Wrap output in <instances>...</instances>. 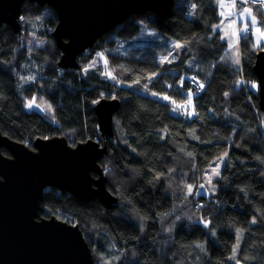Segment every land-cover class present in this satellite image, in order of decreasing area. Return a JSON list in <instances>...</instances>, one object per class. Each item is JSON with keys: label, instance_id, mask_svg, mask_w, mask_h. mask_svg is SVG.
Wrapping results in <instances>:
<instances>
[{"label": "trees", "instance_id": "16d2710c", "mask_svg": "<svg viewBox=\"0 0 264 264\" xmlns=\"http://www.w3.org/2000/svg\"><path fill=\"white\" fill-rule=\"evenodd\" d=\"M243 6L264 31V7ZM221 20L219 0H175L166 19L133 15L104 35L91 50L106 65L86 69L91 54L83 53L78 71L59 66L51 7L27 1L22 31L0 29V132L32 149L38 138L56 136L73 146L89 139L107 146L99 163L116 204L51 187L39 212L79 225L95 264L105 257L111 264H264V111L254 71L264 45L242 37L235 67L214 29ZM149 27L158 34L141 38ZM175 42L183 48L179 58L161 62ZM103 98L121 102L111 138H102L94 111ZM225 154L218 191L196 195ZM188 185L195 188L190 196Z\"/></svg>", "mask_w": 264, "mask_h": 264}, {"label": "water", "instance_id": "95a60500", "mask_svg": "<svg viewBox=\"0 0 264 264\" xmlns=\"http://www.w3.org/2000/svg\"><path fill=\"white\" fill-rule=\"evenodd\" d=\"M27 1L56 12L52 37L62 53V68L77 67L79 56L131 16L153 12L166 19L175 4V0H0V29L8 25L15 33L22 31ZM254 71L264 111V50L256 54ZM120 108L117 98H103L94 106L102 138L114 136L113 117ZM33 146L0 132V264H95L78 225L55 216L40 218L39 212L49 187L84 202L98 199L108 208L116 204L118 198L108 190L99 163L107 146L92 139L73 146L59 136L38 138Z\"/></svg>", "mask_w": 264, "mask_h": 264}, {"label": "rangeland", "instance_id": "374dc122", "mask_svg": "<svg viewBox=\"0 0 264 264\" xmlns=\"http://www.w3.org/2000/svg\"><path fill=\"white\" fill-rule=\"evenodd\" d=\"M219 2H220L222 20L218 25L214 27V29L222 34L223 39L228 44L227 51H228V55L231 57L232 64L235 67L239 68L238 65L239 61L241 64L239 45L241 38L244 37L243 33L246 31L247 28H252V33L250 35V38H252L253 41H254V37L257 41H259L260 38H263V40H261L260 42L256 43L254 41L255 46L257 48H262V45H264V31L260 27L258 17L254 15L250 7L243 5L258 4L264 7V4L254 2L253 0H219ZM234 7H236V9ZM253 18L255 19V23H252ZM150 34H152V36H156L158 34V31L152 27L151 28L149 27L147 31L141 35V38L148 39L150 37ZM32 39L36 45H44V41L42 40L39 41L34 39V35H32ZM175 43L177 45L173 48L172 51L168 53V55L165 58L162 59L159 58L161 62H167L169 61L170 58H174V59L179 58V54H181L183 48L179 42H175ZM148 50L153 52L155 50V45L148 46ZM127 51L128 48H124V53H126ZM103 58L104 57L101 55L100 51L99 52L92 51L91 59L86 69L96 68L100 64L105 66L106 61ZM253 88L256 89L257 85L256 87L253 86ZM188 95L189 98H192L193 92L189 91ZM191 102L193 103V100H191L190 103ZM28 106L29 108L33 107V104H29ZM172 112L173 114H178L177 108L173 107ZM226 160H227V154L223 155L220 159L215 161L212 164V166L206 171L204 175L205 178L204 183L201 186H199V189L196 191V193H195V188L191 185H188L186 194L188 196L194 193L196 195H206V196H212L213 194H215L218 191V188L215 184V180L221 175ZM241 239H242L241 231H239L237 232V244L235 245L233 255L237 254L240 247ZM111 263L113 262L111 260H107L106 257L103 258V260L100 262V264H111Z\"/></svg>", "mask_w": 264, "mask_h": 264}, {"label": "built area", "instance_id": "2783aa9c", "mask_svg": "<svg viewBox=\"0 0 264 264\" xmlns=\"http://www.w3.org/2000/svg\"><path fill=\"white\" fill-rule=\"evenodd\" d=\"M253 1L264 4V0H253ZM251 33H252V28H247L246 31L243 33V36L245 38H248L250 37ZM193 83L197 87L198 91H201L204 88V84L198 78H194ZM189 108H190L189 105L187 103H184L182 110L188 111ZM198 206H202V203H199Z\"/></svg>", "mask_w": 264, "mask_h": 264}, {"label": "bare ground", "instance_id": "6f19581e", "mask_svg": "<svg viewBox=\"0 0 264 264\" xmlns=\"http://www.w3.org/2000/svg\"><path fill=\"white\" fill-rule=\"evenodd\" d=\"M147 13H149V12H147ZM146 13V14H147ZM151 13H153V12H151ZM141 15H144V14H141ZM54 31V30H53ZM53 33V32H52ZM86 55H90L91 53H92V50L91 49H87L85 52H84ZM81 58V56H79L78 58H77V67H73V68H63L64 69V71H70V69H73V70H79L80 69V62H79V59ZM57 218V217H56ZM57 219H59V218H57ZM60 221H63V222H66L65 220H62V219H59Z\"/></svg>", "mask_w": 264, "mask_h": 264}, {"label": "crops", "instance_id": "0c3cea01", "mask_svg": "<svg viewBox=\"0 0 264 264\" xmlns=\"http://www.w3.org/2000/svg\"><path fill=\"white\" fill-rule=\"evenodd\" d=\"M232 2H233V1H232ZM232 4H233V3H232ZM233 5H234V4H233ZM234 6H235V5H234ZM234 8L236 9V7H234ZM261 40H263V38H260L259 41H257V40L255 39V37H254V41H255L256 43H257V42H260ZM238 65H239V68H240V65H241V64H240V61H239V64H238Z\"/></svg>", "mask_w": 264, "mask_h": 264}, {"label": "flooded vegetation", "instance_id": "af4514ba", "mask_svg": "<svg viewBox=\"0 0 264 264\" xmlns=\"http://www.w3.org/2000/svg\"><path fill=\"white\" fill-rule=\"evenodd\" d=\"M7 152H8V151H7ZM6 155H10L9 152H8V154H6ZM49 188H51V187H49ZM47 190H49V189H46V191H47ZM78 226H79V225H78ZM79 228H80V227H79ZM80 230H81V228H80Z\"/></svg>", "mask_w": 264, "mask_h": 264}, {"label": "snow or ice", "instance_id": "6c2138e0", "mask_svg": "<svg viewBox=\"0 0 264 264\" xmlns=\"http://www.w3.org/2000/svg\"><path fill=\"white\" fill-rule=\"evenodd\" d=\"M252 23H255V19L253 18ZM238 62V61H237Z\"/></svg>", "mask_w": 264, "mask_h": 264}]
</instances>
